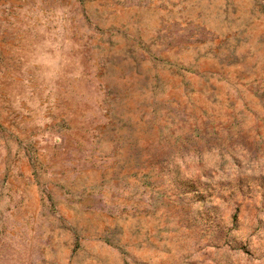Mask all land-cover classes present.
<instances>
[{
	"label": "rangeland",
	"instance_id": "374dc122",
	"mask_svg": "<svg viewBox=\"0 0 264 264\" xmlns=\"http://www.w3.org/2000/svg\"><path fill=\"white\" fill-rule=\"evenodd\" d=\"M0 264H264V0H0Z\"/></svg>",
	"mask_w": 264,
	"mask_h": 264
}]
</instances>
